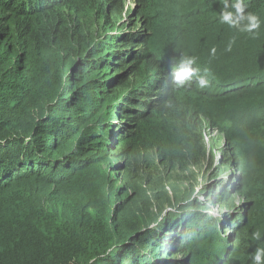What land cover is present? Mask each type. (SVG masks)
<instances>
[{
  "label": "trees",
  "instance_id": "1",
  "mask_svg": "<svg viewBox=\"0 0 264 264\" xmlns=\"http://www.w3.org/2000/svg\"><path fill=\"white\" fill-rule=\"evenodd\" d=\"M121 1L0 0V264H257L264 0H132L129 25L106 18ZM181 57L192 78L168 67ZM208 124L242 177L224 242L227 216L176 186L212 167ZM219 174L220 208L231 188ZM165 205L179 214L139 229Z\"/></svg>",
  "mask_w": 264,
  "mask_h": 264
},
{
  "label": "rangeland",
  "instance_id": "2",
  "mask_svg": "<svg viewBox=\"0 0 264 264\" xmlns=\"http://www.w3.org/2000/svg\"><path fill=\"white\" fill-rule=\"evenodd\" d=\"M133 6H135V3L132 0L121 1L116 6V8L121 10V13L116 16L112 15L114 9L111 8L107 10L106 18H108L110 22L114 19H119L120 22L122 21V24L129 25L138 17V14L133 12ZM204 142L208 159L210 158V155L213 158L212 167L214 168H209L204 165L199 169L184 173L179 177V179H177L176 186L186 192V197L191 196L192 198H197V200L201 199L202 202L206 201L211 203L212 205H209L208 209L205 211L206 213L216 217H225L229 215V213L237 206L240 205L241 207L243 204L242 194L239 191V188L242 185L241 173L239 169L234 166L235 164L233 160L235 159V154L232 153L231 145H228V142H225L223 135L210 124H208L207 129L205 130ZM111 160H113V158ZM111 166H113V164L110 162L104 164L103 173L108 174L111 177L117 176L118 173L109 170V167ZM214 169L220 173L218 175V179L227 183V186L231 188V193L225 197V200L222 202V206L220 208L216 200L210 199L209 197V189L213 187L214 184V178L212 177ZM123 184V181L118 179L117 181H114L111 186H113V189L117 191L118 187ZM204 184L208 186L201 191V186ZM111 208L112 205L109 206V211H111ZM177 209L178 208L176 206L165 205L162 210L152 207L151 209L141 212L139 216L142 218V222L139 229L144 227H157L160 225H157V221L162 219H164L165 222L171 221L174 214H179L177 213ZM238 210L240 212V208H238ZM230 220H232V217L227 216V227L220 232L221 240L219 242H224L226 237L232 233ZM221 221L223 222L224 218H221ZM191 226L193 227V224H191ZM183 228L186 232L191 233V230H187L186 226Z\"/></svg>",
  "mask_w": 264,
  "mask_h": 264
},
{
  "label": "clouds",
  "instance_id": "3",
  "mask_svg": "<svg viewBox=\"0 0 264 264\" xmlns=\"http://www.w3.org/2000/svg\"><path fill=\"white\" fill-rule=\"evenodd\" d=\"M229 17L225 16L224 19L227 20ZM257 24H253V27H257ZM168 67H171V69L174 71L175 74H177L178 76H185V77H189L192 78L196 72L195 69L192 65V62L186 58V57H181L179 59L172 60ZM179 79V77H178ZM201 85H204L207 83V81L201 79L200 81ZM258 235V234H257ZM264 253L261 252H257L256 256H255V260L257 262V264H259L260 260H261V255Z\"/></svg>",
  "mask_w": 264,
  "mask_h": 264
}]
</instances>
